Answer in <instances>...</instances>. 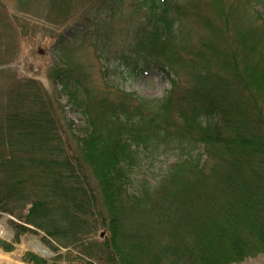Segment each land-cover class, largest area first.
<instances>
[{
  "label": "trees",
  "instance_id": "trees-1",
  "mask_svg": "<svg viewBox=\"0 0 264 264\" xmlns=\"http://www.w3.org/2000/svg\"><path fill=\"white\" fill-rule=\"evenodd\" d=\"M122 1L53 0L44 22L56 39L55 91L19 78L0 101V211L31 204L24 222L57 242L51 262L29 254L34 264H233L264 254L263 13L253 5L245 18L240 1L210 0L202 12L189 0H134L139 22L113 52ZM200 26L208 38L191 36ZM69 28L130 76L157 70L172 88L145 98L105 85L95 95L86 66L67 56ZM61 95L83 119L80 134ZM162 146L177 149L176 162L156 184L138 178ZM101 230L104 239L93 237Z\"/></svg>",
  "mask_w": 264,
  "mask_h": 264
},
{
  "label": "rangeland",
  "instance_id": "rangeland-1",
  "mask_svg": "<svg viewBox=\"0 0 264 264\" xmlns=\"http://www.w3.org/2000/svg\"><path fill=\"white\" fill-rule=\"evenodd\" d=\"M189 1L194 3L196 8L202 12H207L210 5V0ZM211 1L216 4L219 0ZM228 1L226 3L228 8L233 5V2L240 1L237 6L239 12L246 11L247 14H251L245 18L248 17L251 20L253 5L264 16V0H253V2H249V0ZM132 2L134 0H123L116 8L117 14L112 22V37L116 38L113 52L122 48L124 35L126 36L130 31L129 28L139 22V18L134 14ZM233 7L235 8V6ZM54 8L53 0H0V101L13 93L19 78L33 79L49 92H53V89L55 91L56 87L52 86L48 77V69L58 62L57 51L53 48L56 39L50 37L48 24L44 22L45 18L51 16ZM221 12L226 14V11L221 10ZM101 14L102 20L108 21L110 19L108 11L103 10ZM230 18L233 21L232 15ZM241 21L242 19L236 22L234 27H237ZM79 24L78 26L81 28ZM206 31L208 30L200 26L197 33L200 32L201 34H191V36L195 38L203 35L208 38ZM64 34L66 35L65 38L68 39L66 48L68 58L86 66L90 73L89 86L95 95L102 94L105 85H113L125 92L145 98L163 97L172 88L169 78L157 70H151L138 76H130L119 66L115 55H110L109 58L101 55L95 41L90 37L72 41L77 34L74 28L67 29ZM223 42L219 45L220 47L231 44L230 36ZM98 54L101 57H98ZM17 91H20L19 86H17ZM55 98L63 107L65 106L63 116L73 124V128L80 134L84 126L80 114L71 109L65 96H55ZM166 148L160 147L155 156L148 158L142 167L135 172L136 176L156 184L162 174L177 160V149L171 146ZM201 152L204 153V150L201 149ZM206 159L207 156L205 155L204 160ZM211 191L209 196L214 195L215 200H218L222 194L221 187H215ZM30 207L31 204H28L16 211V214L0 211V264H34L29 261V254H35L50 262L56 256L54 247H57V242L50 239L51 244L47 243L44 241V231L24 222ZM22 227H28L31 230H23ZM106 235L107 231L101 230L93 237L104 239ZM31 238H38L41 244L50 251V255L44 256L35 251L29 245ZM65 251L62 249V252ZM233 264H264V254Z\"/></svg>",
  "mask_w": 264,
  "mask_h": 264
},
{
  "label": "bare ground",
  "instance_id": "bare-ground-1",
  "mask_svg": "<svg viewBox=\"0 0 264 264\" xmlns=\"http://www.w3.org/2000/svg\"><path fill=\"white\" fill-rule=\"evenodd\" d=\"M29 245L34 248L35 251L44 256L50 255V251L41 244L38 238H31Z\"/></svg>",
  "mask_w": 264,
  "mask_h": 264
}]
</instances>
